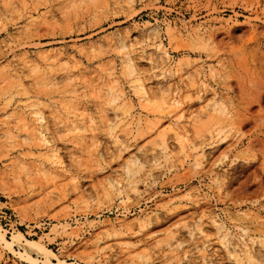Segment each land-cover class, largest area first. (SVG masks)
<instances>
[{"label":"rangeland","instance_id":"obj_1","mask_svg":"<svg viewBox=\"0 0 264 264\" xmlns=\"http://www.w3.org/2000/svg\"><path fill=\"white\" fill-rule=\"evenodd\" d=\"M0 225V264H264V0H0Z\"/></svg>","mask_w":264,"mask_h":264},{"label":"bare ground","instance_id":"obj_2","mask_svg":"<svg viewBox=\"0 0 264 264\" xmlns=\"http://www.w3.org/2000/svg\"><path fill=\"white\" fill-rule=\"evenodd\" d=\"M1 225H0V234H1V238L2 239H4L6 242H8L9 244H11V245H15L16 243H18V242H21V240L23 239V238H25L26 240H27V242H29V243H38V240L37 239H29V238H26V237H24V235L21 233V232H19L18 234H14L13 236H12V238H5L4 237V234L2 233V231H1ZM3 242V241H2ZM49 250V249H48ZM25 252L27 253V255L30 257V258H33L34 256L33 255H31L27 250H25ZM48 264H55V262H53V261H48L47 262ZM59 264H66V262L64 261V260H60L59 262H58Z\"/></svg>","mask_w":264,"mask_h":264}]
</instances>
